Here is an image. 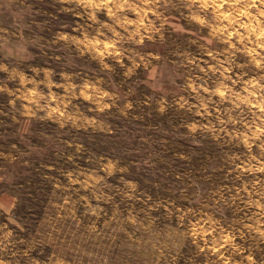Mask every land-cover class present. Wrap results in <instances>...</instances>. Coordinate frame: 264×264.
Segmentation results:
<instances>
[{"label": "rangeland", "instance_id": "1", "mask_svg": "<svg viewBox=\"0 0 264 264\" xmlns=\"http://www.w3.org/2000/svg\"><path fill=\"white\" fill-rule=\"evenodd\" d=\"M0 264H264V0H0Z\"/></svg>", "mask_w": 264, "mask_h": 264}]
</instances>
